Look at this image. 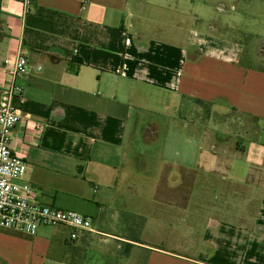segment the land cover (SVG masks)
I'll return each instance as SVG.
<instances>
[{
    "label": "crops",
    "instance_id": "obj_1",
    "mask_svg": "<svg viewBox=\"0 0 264 264\" xmlns=\"http://www.w3.org/2000/svg\"><path fill=\"white\" fill-rule=\"evenodd\" d=\"M206 1L0 0V97L20 86L42 123L13 130L24 180L92 221L75 240L0 227V264H264V67Z\"/></svg>",
    "mask_w": 264,
    "mask_h": 264
},
{
    "label": "built area",
    "instance_id": "obj_2",
    "mask_svg": "<svg viewBox=\"0 0 264 264\" xmlns=\"http://www.w3.org/2000/svg\"><path fill=\"white\" fill-rule=\"evenodd\" d=\"M22 1L26 6L30 3V0ZM5 69L11 79L27 74L29 65L25 55L19 54ZM13 99L19 104L25 100L23 89L15 84L0 97V227L35 235L40 227L63 225L71 229L70 239L75 240L92 230L91 218L41 201L39 189L24 180L27 166L12 147L13 130L22 123L38 131L42 123L23 112Z\"/></svg>",
    "mask_w": 264,
    "mask_h": 264
},
{
    "label": "rangeland",
    "instance_id": "obj_3",
    "mask_svg": "<svg viewBox=\"0 0 264 264\" xmlns=\"http://www.w3.org/2000/svg\"><path fill=\"white\" fill-rule=\"evenodd\" d=\"M206 4L210 7L209 18L219 22V26L213 27V31L219 33L221 37L235 40L244 48L242 60L246 63L264 67V0H207ZM228 19V20H227ZM229 22L230 27L225 26V21ZM197 25H202L198 23ZM200 27V26H198ZM207 27V25H206ZM188 105H194L188 103ZM200 113L195 110L187 115L190 119H199L216 122V117L210 113L209 109L200 106ZM231 118V116H230ZM229 118V119H230ZM68 232V231H67ZM105 238V237H103ZM109 244L106 252L110 250L115 255V243L102 241V235L95 236L92 242L94 251L96 248H103L102 245Z\"/></svg>",
    "mask_w": 264,
    "mask_h": 264
},
{
    "label": "trees",
    "instance_id": "obj_4",
    "mask_svg": "<svg viewBox=\"0 0 264 264\" xmlns=\"http://www.w3.org/2000/svg\"><path fill=\"white\" fill-rule=\"evenodd\" d=\"M198 101L201 102V100H198ZM234 114L237 115V116H239V115L240 116H244L243 113L236 112L235 109H232L231 112L228 113V114H222V115H218V114L216 115L215 114V117H216V120L218 122H227V121H230L232 119V115H234ZM230 116H231V118H230ZM245 116H248V115H245ZM249 117H251V120H252L253 123H256L258 121V119L256 117H252V116H249Z\"/></svg>",
    "mask_w": 264,
    "mask_h": 264
}]
</instances>
